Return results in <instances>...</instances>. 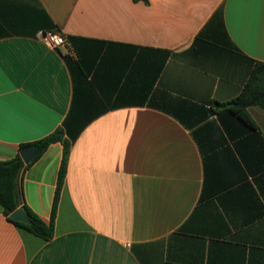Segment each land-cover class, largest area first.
<instances>
[{
    "label": "crops",
    "instance_id": "obj_1",
    "mask_svg": "<svg viewBox=\"0 0 264 264\" xmlns=\"http://www.w3.org/2000/svg\"><path fill=\"white\" fill-rule=\"evenodd\" d=\"M254 61L264 0H0V161L58 128L76 138L54 237L0 206V264H264V109L250 129L214 104ZM63 153L20 179L47 224Z\"/></svg>",
    "mask_w": 264,
    "mask_h": 264
},
{
    "label": "trees",
    "instance_id": "obj_2",
    "mask_svg": "<svg viewBox=\"0 0 264 264\" xmlns=\"http://www.w3.org/2000/svg\"><path fill=\"white\" fill-rule=\"evenodd\" d=\"M148 2V0H142ZM51 30H55L52 29ZM216 110H227L235 115L243 124L250 129H256V124L251 118L248 108L255 106L264 109V62L254 61L251 74L246 84L237 97L226 103H214ZM76 138L66 139L64 130L58 128L52 134L38 141L23 144L20 146L19 154L7 161H0V206L7 218L18 227L34 234L45 241H50L54 237L55 219L57 207L59 203L60 193L64 184V179L68 169V159L72 144ZM62 142L64 146L63 160L59 171L58 184L49 224L45 223L37 215H35L21 200L20 179L23 172L30 167L53 143ZM35 148L37 154L28 165L21 158V151ZM23 209L29 219V223L25 224L15 221L11 218V214Z\"/></svg>",
    "mask_w": 264,
    "mask_h": 264
},
{
    "label": "water",
    "instance_id": "obj_3",
    "mask_svg": "<svg viewBox=\"0 0 264 264\" xmlns=\"http://www.w3.org/2000/svg\"><path fill=\"white\" fill-rule=\"evenodd\" d=\"M37 154L35 148H28L21 151L20 155L26 165L30 164ZM11 218L15 221H19L25 224L29 223V219L23 209H18L11 214Z\"/></svg>",
    "mask_w": 264,
    "mask_h": 264
},
{
    "label": "built area",
    "instance_id": "obj_4",
    "mask_svg": "<svg viewBox=\"0 0 264 264\" xmlns=\"http://www.w3.org/2000/svg\"><path fill=\"white\" fill-rule=\"evenodd\" d=\"M44 44L51 49H61L66 45V37L60 32H45L41 34Z\"/></svg>",
    "mask_w": 264,
    "mask_h": 264
}]
</instances>
